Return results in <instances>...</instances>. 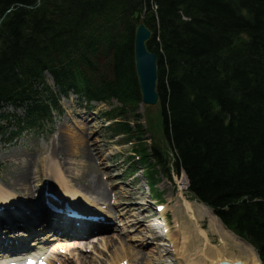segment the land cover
I'll return each mask as SVG.
<instances>
[{
	"label": "trees",
	"instance_id": "1",
	"mask_svg": "<svg viewBox=\"0 0 264 264\" xmlns=\"http://www.w3.org/2000/svg\"><path fill=\"white\" fill-rule=\"evenodd\" d=\"M140 17L174 170L264 264V0H0V111L20 112L0 115V137L40 132L67 93L88 105L116 100L104 117L122 122L109 131L130 141L133 118L137 165L156 192L170 169L138 125Z\"/></svg>",
	"mask_w": 264,
	"mask_h": 264
},
{
	"label": "rangeland",
	"instance_id": "2",
	"mask_svg": "<svg viewBox=\"0 0 264 264\" xmlns=\"http://www.w3.org/2000/svg\"><path fill=\"white\" fill-rule=\"evenodd\" d=\"M45 81L55 89L48 76H45ZM60 105L61 113L54 114L52 121L45 124L43 134L36 135L33 131H28L11 142L0 139V187L3 190L9 187L14 189L13 192L8 191V194L12 196L10 199L19 200L22 202L21 205L42 202V188L46 182L52 183V177L49 176L47 169L54 173L53 169L56 166L52 167L51 162L55 161L60 169L63 168L62 176L64 175L69 181L72 189L80 192L81 197L88 199L94 207L104 212L107 210L110 215L108 226L96 228H105V232L88 235L78 230L70 232L68 236L63 235L59 240H51L47 254L56 259L52 264H117L118 262L135 264L132 261L138 264H182L183 262L185 264L179 250L175 251L176 249L170 245L173 242L171 235L173 232L175 234L172 221L174 217L181 222L189 220L190 215L185 213L183 206L185 203H191V205L193 203L196 209H200L199 207L203 209V206L185 191L186 179L183 172L178 176L170 173V179L163 178L157 186L158 191L162 193L164 200L162 204L166 210L160 218L162 221H158L169 231L170 235H166L168 241L166 245H170L171 248L169 252L163 248L164 245L162 249L157 248L154 245L156 240L148 238L149 227L155 221L150 224L147 217L155 212L152 205H141L148 203V200H144L143 176L138 172L135 176L128 177L127 171L130 166L128 158L132 156V150L137 147V144H141L136 140L140 134L133 123V118L128 114V124L132 130H135L133 138L128 142L123 136L109 134L108 128L112 123L106 122L103 118V113L121 107L116 100H112L109 104L93 103L88 106L85 101L69 94L67 98L60 97ZM159 111L158 106L139 109L141 120L138 125L144 132L142 133L143 144L148 147L157 146L166 155V160L170 161L173 153L163 136ZM3 113L20 114L12 108L1 110L0 115ZM19 173H29L28 178L31 173L29 183L32 185V193L30 195H24L16 189L13 177ZM89 182L99 183L100 188L95 187L97 194L86 187ZM105 192L108 193L107 196ZM97 195H104V198ZM127 209L135 213H130ZM182 211L184 213L181 214ZM36 214H38L37 211ZM14 217L20 218L21 215ZM201 218L198 219V228L202 229L201 231H207L208 220L205 216ZM10 221L8 218L7 222ZM28 222L32 221H26ZM189 223L188 231L192 230L193 233L192 222ZM91 228L89 230H93ZM208 235L211 244L217 246L219 241ZM23 242L25 247L29 245L28 242ZM189 248L191 249L190 246ZM229 258L250 264L245 258L235 256V253Z\"/></svg>",
	"mask_w": 264,
	"mask_h": 264
},
{
	"label": "bare ground",
	"instance_id": "3",
	"mask_svg": "<svg viewBox=\"0 0 264 264\" xmlns=\"http://www.w3.org/2000/svg\"><path fill=\"white\" fill-rule=\"evenodd\" d=\"M141 19L143 20V18ZM134 36H135V30H134ZM51 163L53 164L52 167L55 166L56 167L53 169L54 173L52 172V170H50L47 167L48 168L47 170H49V176L52 177L51 178L52 184H54L53 188L48 192L49 194H52V196L55 197L56 199L59 198L64 202H67L71 210L76 209L75 206L78 209H81L84 206V210L82 209V212L86 213V215L87 212H96V213L98 212L100 215L109 216L107 211L104 212V210L101 211L100 209H97L92 205V203H90V201H88V199L81 197L80 192L78 193L76 190L72 189L69 181L65 179L64 175L62 176L63 168L60 169L59 165L55 161H52ZM28 175L29 173L28 174L19 173L15 177H13V181L16 185V189L19 192L24 193V195H30L32 193V185L31 183H29V178L32 176L30 173V176L28 178ZM26 186L28 188H26ZM86 187L89 190H92L95 194H97L95 192V187L99 189L100 185L99 183L96 182H89ZM10 189H11L10 187L9 189L5 188L4 190L6 191H4L3 188L0 187V206L4 207L3 208L4 211L0 210L2 211L0 212V257H4L0 260V264H4L5 263L4 260H6L7 258L14 257L17 259H22L23 256L29 257L31 259L34 258L36 260H42L43 264H52V262L56 259L46 253L47 250H49L48 248L43 249L45 246H41L40 248L38 247L36 249L31 250L34 245L32 238L36 240L37 238L39 239L40 231L58 230V233L59 232L61 234L65 233L64 235L68 236L69 233L71 232V231L66 232L68 231V226L78 224L88 228V229H83L85 234L88 233L89 231L90 234H92L91 230H89V227L91 226L90 223L80 222L77 221V219L71 220L68 219L65 215L57 216L55 214H52L50 211L46 210L44 201H47L48 203H54L55 198L47 197L42 202L25 203L21 205L22 202H20L19 200H15L14 198L10 199V197L12 196L10 193H9L10 195L8 194V191L13 192L14 190V189L11 190ZM105 194L107 196L108 193L105 192ZM103 196H99V197L104 198ZM183 206L185 213L189 214L190 218L188 221H182L183 223L179 221L176 217H174L175 221L173 218L172 228L173 231L175 230V234L173 232V235H171L172 236L171 239L173 242H171L170 245L174 249H176L175 251L179 250L178 252L181 253L182 260L185 261V264H219L222 261L234 260L232 258H229L232 257L234 253L237 257L245 258L250 264H260L258 259L256 258L253 249L245 246L244 244L239 242L228 231H225L224 228L221 226L220 222L211 214V212L207 208L203 207L202 209V207H199L200 209L197 208L198 209L197 210L195 207L196 205L193 206V203L192 205L191 203L190 204L185 203V205ZM134 209L135 208H133V210ZM6 210L10 212H5ZM22 210L26 212H23ZM32 210L35 211L32 212ZM130 210H128V212H130ZM36 211L38 214H36ZM165 211H166L165 209L162 210L161 216L164 215ZM130 213H135V212H130ZM182 213L184 212L182 211L181 214ZM18 215H21V217L20 218L14 217ZM201 216H205V218H207L208 220L207 231L205 230L201 231L202 229L199 230L198 228V219L201 218ZM8 218L11 220L10 222H7ZM26 221H32V222L26 223ZM191 222H192V227L194 228L193 233L191 232L192 230L188 231V226H187V224L188 223L191 224ZM139 224L142 225L143 223L139 222ZM139 224L137 225L140 226ZM20 225H22V227H20ZM99 227H104V226L102 225L92 226L93 229ZM21 230L22 231L25 230L27 234L20 232ZM98 230H101L103 232L106 231L105 228ZM161 233H162L161 231H158V234ZM208 234H210L212 238H216L219 241V244L217 246L211 244V240L208 239L209 236ZM44 236H47V234ZM14 238L16 240H14ZM23 239L26 242H28L29 244L28 246L25 247ZM15 242L16 244L11 246V244ZM162 245L160 246L162 247ZM189 246L191 247V249L189 248ZM164 247L165 246H163V248ZM132 262L138 264L136 261H132ZM117 264H121V262H118Z\"/></svg>",
	"mask_w": 264,
	"mask_h": 264
},
{
	"label": "water",
	"instance_id": "4",
	"mask_svg": "<svg viewBox=\"0 0 264 264\" xmlns=\"http://www.w3.org/2000/svg\"><path fill=\"white\" fill-rule=\"evenodd\" d=\"M151 33L140 19L135 29L133 61L142 107H155L159 102L157 90V57L147 48ZM219 264H245L239 260L232 263L223 261Z\"/></svg>",
	"mask_w": 264,
	"mask_h": 264
}]
</instances>
